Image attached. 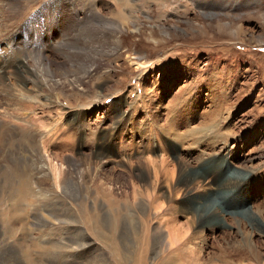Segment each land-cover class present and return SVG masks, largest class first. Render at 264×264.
<instances>
[{"label": "rangeland", "instance_id": "1", "mask_svg": "<svg viewBox=\"0 0 264 264\" xmlns=\"http://www.w3.org/2000/svg\"><path fill=\"white\" fill-rule=\"evenodd\" d=\"M18 1L0 0V239L17 217L11 241L48 264H264V0Z\"/></svg>", "mask_w": 264, "mask_h": 264}, {"label": "bare ground", "instance_id": "2", "mask_svg": "<svg viewBox=\"0 0 264 264\" xmlns=\"http://www.w3.org/2000/svg\"><path fill=\"white\" fill-rule=\"evenodd\" d=\"M18 1V0H17ZM30 1H33V2H35V1H37V0H30ZM49 1V0H48ZM101 1V0H100ZM42 2H44V1H42ZM54 2V1H53ZM58 2V4H59V7H60V5L62 6L63 4H64V1L63 0H58L57 1ZM15 3V2H14ZM19 1H18V3H17V6L19 7ZM56 3V2H55ZM106 3V2H105ZM47 4V3H46ZM50 4V3H49ZM48 4V5H49ZM58 4H56V5H58ZM68 4V3H67ZM67 4H65V5H67ZM104 4V3H103ZM12 5V4H11ZM102 5V4H101ZM13 6V8H14V10L16 9L15 7H14V5H12ZM105 6V5H104ZM10 7V6H9ZM54 4L52 5V6H50L48 9H44V11H42V13L43 12H47V14H49L50 13V15L48 16V17H50L51 18V20L52 19H55V20H60V23L62 22L63 24H64V22H66V21H68L67 19L69 18L68 17V15H67V17H65L64 16V11L62 10V11H59L58 12V10L57 11H55L54 10ZM58 7V6H57ZM59 7H58V9H59ZM93 7V6H92ZM100 7V6H99ZM99 7H98V9H99ZM107 7V6H106ZM33 8V7H32ZM46 8V7H45ZM86 8V7H85ZM50 9V10H49ZM13 10V11H14ZM18 10V9H17ZM21 9H19V11H20ZM84 10V9H83ZM91 10V9H90ZM101 11H102V9H100ZM82 11V10H81ZM101 11H98V10H96V8L90 13V15H86V14H80L79 13V9H77V7L75 6L73 9H72V11H69V10H66V12L71 16V18H73V19H75L76 21H84V22H87V23H89V26L91 27V26H93V27H98L99 25V23L98 22H107V21H109V19L110 18H106V16H103V14H101L102 12ZM42 13H40L39 12V15H36V16H40ZM46 14V15H47ZM37 19V18H36ZM24 22V21H23ZM69 23V22H68ZM71 28H75V25L73 24L74 22L71 20ZM111 23V22H110ZM109 22H108V24H110ZM80 24V23H79ZM103 24V23H102ZM105 25V24H104ZM25 26H27V25H25ZM56 26V25H55ZM129 27V26H128ZM70 28V27H69ZM107 28V27H106ZM106 28H105V30H106ZM125 28L126 27H123V28H121L120 29V31H124L125 30ZM26 29V28H25ZM58 29V28H57ZM71 31H73L72 29H70ZM94 30V29H93ZM97 30V29H96ZM63 31H65V29H63ZM68 31V30H67ZM82 31V30H81ZM98 31V30H97ZM100 31V30H99ZM98 31V32H99ZM100 33V32H99ZM108 33V32H107ZM75 34V33H74ZM89 34V33H88ZM93 35V34H92ZM103 36V38H104V36H106V33H103L102 34ZM101 38L100 40H101V46H103V45H105L106 46V40H107V38ZM79 39V38H78ZM81 39V38H80ZM99 43V42H98ZM65 44V43H64ZM66 44H68V43H66ZM70 44V43H69ZM103 44V45H102ZM108 46V45H107ZM115 47V46H114ZM113 51V50H112ZM85 52V51H84ZM102 52V51H101ZM86 55V54H85ZM92 55V54H91ZM99 55V54H98ZM103 55V54H102ZM106 55V54H105ZM132 55V54H131ZM104 56V55H103ZM20 57H21V55H20ZM87 57H89V55L87 56ZM92 57V56H91ZM24 58V57H23ZM22 58V59H23ZM85 58H86V56H85ZM93 58V57H92ZM2 59V58H1ZM25 59V58H24ZM20 60V59H19ZM86 60V59H85ZM100 60V59H99ZM141 61V60H140ZM90 62H91V60H90ZM2 63V62H1ZM26 63V62H25ZM3 64V63H2ZM21 65H22V63H21ZM97 66V65H96ZM21 67V66H20ZM18 68V67H17ZM23 69V68H22ZM25 70V69H24ZM28 72V71H27ZM12 73H14V72H12ZM66 73V72H65ZM26 74V73H25ZM96 76V75H95ZM19 79V78H18ZM42 79V78H41ZM83 78H81V80H82ZM103 79V78H102ZM86 80V79H85ZM91 80V79H90ZM46 81V80H45ZM75 81H77V77L75 78ZM83 81V80H82ZM87 81V80H86ZM86 81H84V82H86ZM98 81V80H97ZM101 82V81H100ZM99 82V83H100ZM102 82H103V80H102ZM94 85V84H93ZM84 86V85H83ZM93 87V86H92ZM96 89H97V87H96ZM85 90V89H84ZM94 92V91H93ZM90 93V92H89ZM89 93H88V95H89ZM92 93V92H91ZM60 98V97H59ZM90 101V100H89ZM20 102H23V101H20ZM26 131V130H25ZM29 132L30 131H26V133L25 132H21V134H22V140L23 141H25L26 142V144L28 143V145L29 146H37V137H38V135L37 134H33V135H29ZM39 134V133H38ZM15 136H16V132L15 131H13V128H10V127H6V126H2V125H0V147H6V146H12V147H14L13 145H12V143H10V142H12V140L15 138ZM57 136V135H56ZM40 137V136H39ZM38 137V138H39ZM218 139V138H217ZM15 144V143H14ZM24 144V143H23ZM212 144H215V142L214 143H212ZM26 146V145H25ZM45 150V149H44ZM47 154H49V152L47 153ZM45 156V155H44ZM15 158V157H14ZM43 160V159H42ZM224 161V159H222V161L221 162H223ZM46 163V162H45ZM45 165H47V164H45ZM204 165V164H203ZM43 167V166H42ZM55 171V170H54ZM183 174V173H182ZM14 176V179H15V181H16V184H23L24 185V183H25V181H27L25 178V175L24 174H21L20 172H17V173H15V174H13ZM57 175V174H56ZM10 176V175H9ZM12 176V175H11ZM41 176V175H40ZM58 176V175H57ZM58 178H60V177H58ZM208 178V177H207ZM207 180H209V182H207ZM195 177H193V178H191V179H189V182H187L186 183V186H187V191H189V189H191V187H196V186H198V185H200V186H206L207 184H213L214 182H215V178H212V177H209V179H203L202 181H198V182H196L195 183ZM14 185V184H13ZM27 185V184H26ZM26 185H25V187H26ZM29 185V184H28ZM241 185L242 184H239V183H229V184H227L226 185V189H228V190H236V189H240L241 188ZM7 186V185H6ZM34 186V185H33ZM25 187H23V188H25ZM199 187V186H198ZM27 188V187H26ZM247 187H244L240 192H242V193H244L245 192V190L244 189H246ZM56 190V189H55ZM59 190V189H58ZM18 194V193H17ZM88 194V193H87ZM16 196V195H15ZM22 196V195H21ZM23 197V196H22ZM249 197L248 196H246V198H245V201H244V205H246V204H248L249 203ZM147 204V203H146ZM136 208V207H135ZM183 209V208H182ZM145 211V210H144ZM148 211V210H147ZM137 212V211H136ZM190 212V211H189ZM139 213V212H138ZM46 211H42L41 213H39L38 214V216H37V223H38V225L36 226L34 223H32L33 225L32 226H34V227H37L38 229H42V231L44 232V234L42 235V237H47V234H46V227H48V223H47V218H46ZM140 215V214H139ZM17 216V215H16ZM15 216V217H16ZM52 216H54V215H52ZM202 216V215H201ZM21 217V216H20ZM19 217V218H20ZM59 217V216H58ZM62 217V216H61ZM17 218V217H16ZM13 219L12 221H13V223H14V226H13V228L12 229H10L9 230V232H7L8 234H9V238H7V239H3V240H1L0 241V251L2 250L3 252H11L10 254H11V259L9 260V264H48L47 262H46V257H47V255H45L44 254V249L45 248H48V246H44L43 244V242L42 243H40L41 245H43V246H39V248H38V250L40 251L39 252V255H41V260L40 261H36V260H34L33 258H30V255H28V253H27V251L25 252L24 250V245L22 244V243H18V244H14L15 242H12L11 240H14V241H17V239L19 238V236H22V237H24L25 236V231H27V229L26 228H24L23 227V225H21L20 223H17L16 224V221H17V219ZM19 218H18V220H19ZM193 218V217H192ZM26 219V218H25ZM201 220H202V218H200ZM51 220V219H50ZM60 220V219H59ZM54 221V220H53ZM117 221V220H116ZM116 221H115V223H116ZM130 221V220H129ZM173 221V220H172ZM20 222H22V221H20ZM50 222V221H49ZM118 222V221H117ZM63 223V222H62ZM65 223H66V221H65ZM114 222H113V224H115ZM29 224V223H28ZM54 224V223H53ZM56 224V223H55ZM117 224H119V223H117ZM2 225V224H1ZM25 225V224H24ZM158 225V224H157ZM8 226V225H7ZM28 226V225H27ZM52 226V225H51ZM117 226L118 225H114V226H112L111 228H110V230L113 228V229H115L116 230V228H117ZM6 227V226H5ZM4 227V228H5ZM18 227H20V229H18ZM31 228V227H30ZM65 228V227H64ZM9 228H7L6 230H8ZM80 229V228H79ZM112 229V230H113ZM156 230V229H155ZM28 231H30V229H28ZM32 231V230H31ZM68 231V230H67ZM71 231V230H70ZM69 232V231H68ZM28 233V232H27ZM154 233V232H153ZM65 234V233H64ZM29 235V234H28ZM41 235V234H40ZM27 236V235H26ZM62 236H63V234H62ZM65 236V235H64ZM66 237V236H65ZM74 237V236H73ZM67 238H70V237H67ZM73 239V238H72ZM109 239V238H108ZM27 240H28V238H27ZM79 240H80V237H79ZM85 240V239H84ZM176 241V240H175ZM32 242V241H31ZM59 242V241H58ZM79 242V241H78ZM72 243H73V241H72ZM144 243V242H143ZM76 244V243H75ZM59 245L60 244H58V245H56L55 247L57 248V249H60V247H59ZM68 245V244H67ZM79 244H77V246H78ZM81 245V244H80ZM51 246V245H50ZM54 246V245H53ZM64 246H66V245H64ZM72 246V245H71ZM77 246H76V250H77ZM154 246H155V244H154ZM38 247V246H37ZM55 247H52V248H54L55 249ZM82 247V246H81ZM33 248V247H32ZM145 248V247H144ZM180 248V247H179ZM27 249H29L28 248V246H27ZM57 249L55 250L56 252H57ZM65 249V248H64ZM68 249V248H67ZM71 249V248H70ZM79 249V248H78ZM148 249V248H147ZM35 250V249H34ZM33 250V251H34ZM52 250V249H51ZM63 250V249H62ZM54 251V252H55ZM65 251V250H64ZM63 251V252H64ZM71 251V250H70ZM80 251V250H79ZM53 252V253H54ZM67 252V251H66ZM81 252V251H80ZM141 252V251H140ZM65 253V252H64ZM77 253V252H76ZM142 253V252H141ZM30 254V253H29ZM32 254V253H31ZM61 254V253H60ZM146 254V253H145ZM144 254V255H145ZM67 255V254H66ZM75 255V254H74ZM73 255V256H74ZM142 257V256H141ZM145 258V257H144ZM167 258V257H166ZM169 258V257H168ZM143 259V258H142ZM49 260H50V258H49ZM8 264V263H7Z\"/></svg>", "mask_w": 264, "mask_h": 264}]
</instances>
